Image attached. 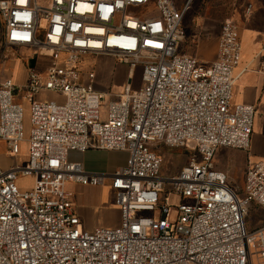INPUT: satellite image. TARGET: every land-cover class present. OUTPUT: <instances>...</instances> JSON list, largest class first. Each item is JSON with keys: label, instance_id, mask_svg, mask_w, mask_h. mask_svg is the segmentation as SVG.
Masks as SVG:
<instances>
[{"label": "built area", "instance_id": "1", "mask_svg": "<svg viewBox=\"0 0 264 264\" xmlns=\"http://www.w3.org/2000/svg\"><path fill=\"white\" fill-rule=\"evenodd\" d=\"M191 1L0 0V64L4 49L31 51L22 84L0 76V142L12 159L27 146L23 164L0 163V264H264V164L248 167L239 194L215 163L220 149L249 151L256 120L234 103L239 27L222 24L211 63L180 53ZM88 57L142 66V85L107 101ZM157 145L195 154L165 177ZM90 150L125 152L126 165L95 174L70 158ZM20 175L34 177L30 189ZM107 181L121 223L89 231L67 185ZM253 210L262 225L249 230Z\"/></svg>", "mask_w": 264, "mask_h": 264}, {"label": "crops", "instance_id": "2", "mask_svg": "<svg viewBox=\"0 0 264 264\" xmlns=\"http://www.w3.org/2000/svg\"><path fill=\"white\" fill-rule=\"evenodd\" d=\"M189 1L175 0L174 3L178 9H182ZM226 20L238 25L242 43V61L235 71L234 103L254 106L257 112L249 151L231 149L230 152H223L220 149L215 161L217 169L225 172L232 184L236 172L245 174L250 165L264 164V0H192L183 22L185 40L190 42L185 54L211 63L217 58L222 24ZM97 91L108 94L102 86ZM120 93L121 90H118L113 96H107L106 100H114V96ZM23 152L22 157L26 160L27 148ZM1 158L2 166L11 165L10 158ZM70 158L81 162L87 172L109 175L126 165L128 154L90 150L85 154L73 152ZM70 184L73 183H69L67 188ZM99 188L107 193L112 192L110 181ZM109 205L111 215L105 219L106 226H119L121 214L115 205L113 192ZM98 220L95 218V226L87 227L97 228Z\"/></svg>", "mask_w": 264, "mask_h": 264}, {"label": "rangeland", "instance_id": "3", "mask_svg": "<svg viewBox=\"0 0 264 264\" xmlns=\"http://www.w3.org/2000/svg\"><path fill=\"white\" fill-rule=\"evenodd\" d=\"M44 1L45 0H39V3H43ZM1 27L2 22L0 20V28ZM182 33L184 35V39L180 45V53L185 54L186 52L188 53L190 42L185 40L184 22L182 24ZM3 51L4 55L8 56L9 59L4 58V60L1 62L0 76H13V79L17 84H22L24 82L27 71L26 60L30 56L31 51L12 48H7ZM47 64L48 59L46 57H39L37 61V71L44 70L47 67ZM89 67L94 68L96 78L94 80L93 86L96 90L99 86H102L107 93H115L118 90H121V92H123L127 84H130L133 90L138 89L142 85V66L131 68L130 65L123 64L115 58L88 57L83 64V68L88 69ZM40 100L43 102L55 101L59 104H64L65 102V98L58 93H43L40 96ZM26 125H29L28 115L26 116ZM25 148H27L26 144L22 146L23 150H25ZM153 150L160 153L163 159L161 175L165 177H171L178 173L180 169L188 163L189 158L195 154V151L191 150L189 147L183 149H170L164 145H157L156 147H153ZM221 151L230 152L231 149H221ZM24 152H22L20 158L23 156ZM218 155L219 152L217 156ZM8 156L9 153L6 151L5 144L0 142V159L2 160L1 157L7 158ZM20 158H10L11 166L18 163L23 164V162L25 161L24 157H22L21 159ZM245 182L246 173L241 174L239 172H236L233 183H229L232 185L233 189L236 192L242 194L244 192ZM18 183L21 188L30 189L33 186L34 177L20 175ZM67 190L72 194V201L75 210L81 217V219H83V223L86 229H88L89 231L95 229V227L92 229L88 228L96 225L95 218H97V220H100V222L98 220L97 227H118L106 226L105 222L106 217L111 215V211L109 208V203L112 199L111 191L107 193L99 187L82 186L75 183L70 184ZM169 202L177 204L179 202V199L177 198V196L172 195L169 197ZM260 214L262 213H258L255 210L251 211L250 216L247 220L249 230H253L262 225V223L260 222Z\"/></svg>", "mask_w": 264, "mask_h": 264}, {"label": "water", "instance_id": "4", "mask_svg": "<svg viewBox=\"0 0 264 264\" xmlns=\"http://www.w3.org/2000/svg\"><path fill=\"white\" fill-rule=\"evenodd\" d=\"M35 63H36V59L35 58H33V59L30 60V66H31V68H34L35 67Z\"/></svg>", "mask_w": 264, "mask_h": 264}]
</instances>
